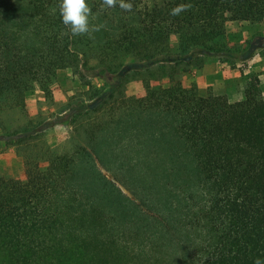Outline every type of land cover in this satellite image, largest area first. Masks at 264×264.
<instances>
[{
    "label": "trees",
    "instance_id": "obj_1",
    "mask_svg": "<svg viewBox=\"0 0 264 264\" xmlns=\"http://www.w3.org/2000/svg\"><path fill=\"white\" fill-rule=\"evenodd\" d=\"M60 2L0 0V137L25 174L0 176V264L264 260L258 75L234 102L184 91L179 79L191 51L225 52L228 23L260 24L264 0H126L132 11L87 0L90 24L104 25L91 38L70 34ZM179 4L192 7L170 15ZM93 59L116 82L77 104L70 148L57 150L26 95L37 86L48 99L58 70ZM161 79L165 92L152 84ZM132 80L143 96L125 94Z\"/></svg>",
    "mask_w": 264,
    "mask_h": 264
},
{
    "label": "rangeland",
    "instance_id": "obj_2",
    "mask_svg": "<svg viewBox=\"0 0 264 264\" xmlns=\"http://www.w3.org/2000/svg\"><path fill=\"white\" fill-rule=\"evenodd\" d=\"M178 39L172 35L169 46L172 56L174 55ZM210 53L201 51H191L188 57H182L189 61L187 70L179 75L181 85L184 91L194 86L189 81L188 76L192 66H199L204 58ZM232 68L238 64V68L244 72L247 70V76L251 73L248 70V62L252 65L262 57L264 60V20L260 24H246L239 22H230L226 26V49L223 53H218ZM246 76V77H247ZM116 82V76H111L103 72L97 66L96 61L88 60L83 66H80L77 73L70 69L58 70L49 84L50 97L45 98L43 92L36 86L30 90L25 99L27 112L31 117L41 119L43 125V139L57 150L70 148L69 139L72 129L70 122L71 114L77 109L80 102H89L87 97L93 90H101L104 93L109 92ZM153 85H160L162 90L168 87L167 79L152 81ZM195 87V86H194ZM244 87V86H243ZM260 87L264 97V79L260 82ZM124 92L127 96L141 97L145 94L143 84L140 80H132L125 84ZM236 95L231 97L230 102H234ZM1 136V135H0ZM0 137V148L2 147ZM76 141L84 142L81 138ZM110 179L111 177L108 176Z\"/></svg>",
    "mask_w": 264,
    "mask_h": 264
},
{
    "label": "crops",
    "instance_id": "obj_3",
    "mask_svg": "<svg viewBox=\"0 0 264 264\" xmlns=\"http://www.w3.org/2000/svg\"><path fill=\"white\" fill-rule=\"evenodd\" d=\"M254 59L248 62L249 73L257 74L260 82L264 79V60L259 58L253 65ZM247 70L242 72L235 64L232 68L228 63L220 58L218 54L210 53L209 56L200 62L199 66H192L188 79L192 81L200 95H224L230 101L236 95L235 100L243 98V86L249 76ZM247 76V77H246ZM0 148V176L24 179L23 163L16 155L13 146L5 147L1 141Z\"/></svg>",
    "mask_w": 264,
    "mask_h": 264
},
{
    "label": "clouds",
    "instance_id": "obj_4",
    "mask_svg": "<svg viewBox=\"0 0 264 264\" xmlns=\"http://www.w3.org/2000/svg\"><path fill=\"white\" fill-rule=\"evenodd\" d=\"M102 5L108 8L118 5L124 11H132L133 9V4L126 2V0H102ZM191 7V4H179L171 9L170 15L177 16ZM58 11L62 18V23L68 28L72 36L88 35L91 38L92 33L100 31L104 27V25L90 24L92 9L87 0H61ZM253 264H264V260L257 257Z\"/></svg>",
    "mask_w": 264,
    "mask_h": 264
}]
</instances>
